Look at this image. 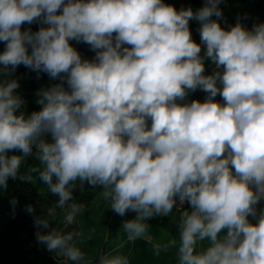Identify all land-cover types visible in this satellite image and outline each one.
I'll use <instances>...</instances> for the list:
<instances>
[{
  "label": "clouds",
  "instance_id": "1",
  "mask_svg": "<svg viewBox=\"0 0 264 264\" xmlns=\"http://www.w3.org/2000/svg\"><path fill=\"white\" fill-rule=\"evenodd\" d=\"M221 3L177 10L164 0H0V192L9 178L37 176L63 206L77 182L98 186L115 213H136L122 225L130 241L187 202L178 235L155 245L156 255L175 249L177 264H264V23L222 27ZM35 22L37 31L22 30ZM72 40L95 57L82 58ZM21 64L60 80L36 93L41 108L30 114L13 78ZM197 89L205 99L189 102ZM28 158L38 166L22 171ZM36 238L72 264H90L78 233L51 228ZM94 264L130 261L116 252Z\"/></svg>",
  "mask_w": 264,
  "mask_h": 264
},
{
  "label": "trees",
  "instance_id": "2",
  "mask_svg": "<svg viewBox=\"0 0 264 264\" xmlns=\"http://www.w3.org/2000/svg\"><path fill=\"white\" fill-rule=\"evenodd\" d=\"M165 3L173 5L177 10L191 7L197 10L204 6L205 0H164ZM223 12L220 20L222 27L228 28L234 25L239 18L241 22L249 29L255 23H264V0H222L219 5ZM42 25L35 22L31 25L25 24L22 30L31 28L33 32L37 31ZM192 38L195 42L200 43L199 27L200 23L196 20L189 22ZM73 47L81 54L84 59H93L95 52L89 45L75 40L70 41ZM5 45L0 42V51H3ZM211 67L207 66L205 61V73L210 71ZM13 78L19 80L20 87L17 92L25 101V113L30 114L32 111H39L41 105L36 103L37 90L47 81L53 80L55 84L60 83L57 79H51L47 73H37L24 65H19ZM67 88V84L64 85ZM21 155L18 151L9 152L8 155ZM28 165L38 166V162L28 158L22 171ZM101 188L93 187L87 183H76L73 191V198L65 205H58V197L49 192L47 185L42 184L37 176L33 177L31 183L21 182L19 179L9 178L7 189L0 192V264H37L40 253L45 252L49 255L46 264H61L64 256L50 252L46 247L37 241L36 233L50 231L51 228L67 233L73 232L79 234L77 220H63L58 224L60 213L69 205L76 202L82 206H89L95 201V197ZM15 199L16 205L11 201ZM32 205L34 213L26 211V206ZM133 212H127V220L133 218ZM49 222V228L38 227L35 218ZM114 227L109 226L108 234H112ZM102 255V254H100ZM100 255L90 259V264L99 258Z\"/></svg>",
  "mask_w": 264,
  "mask_h": 264
},
{
  "label": "rangeland",
  "instance_id": "3",
  "mask_svg": "<svg viewBox=\"0 0 264 264\" xmlns=\"http://www.w3.org/2000/svg\"><path fill=\"white\" fill-rule=\"evenodd\" d=\"M207 66L211 67L210 71L205 74H211L215 71V65L211 61H207ZM57 81H60L57 79ZM53 80L45 82L38 90L54 85ZM202 90L197 89L191 92L187 98L196 100L195 94ZM102 189L94 198L95 201L89 206H82L76 202L69 205L60 213L58 224L63 220H77L79 226L78 246L81 247L85 255L92 258L94 256L120 252L127 255L130 264H177L175 249L168 251L161 250L159 255L155 253V245L163 246L169 240L178 235V223L180 220V211L176 208L169 216H154L148 223L149 227L143 237L130 241L127 239V234L122 229L123 222L127 220V213L120 216L110 209V201H106L101 195ZM133 212V211H132ZM133 218L136 213L133 212ZM109 226H113V232L109 236ZM49 255L45 252L39 254L37 264H46ZM90 261V260H89ZM61 264H72L66 259Z\"/></svg>",
  "mask_w": 264,
  "mask_h": 264
},
{
  "label": "crops",
  "instance_id": "4",
  "mask_svg": "<svg viewBox=\"0 0 264 264\" xmlns=\"http://www.w3.org/2000/svg\"><path fill=\"white\" fill-rule=\"evenodd\" d=\"M206 95H207V94H206L204 91H201L200 93H196V94H195V97H196V100H200V101H202V100L206 97ZM216 99H217V100H221V97L218 95V96L216 97ZM189 207H190V206L188 205V203L185 202V203L182 205L181 209H179V208H176V209L179 210V211H180V214H181V212L183 211V209H189ZM258 207H260V208H264V200H262V201L260 202V205H258ZM89 255H90V254H89ZM89 255L86 256L88 260H90V259L92 258V257L89 256ZM66 259H67V258L64 257V259L61 260V262L63 263Z\"/></svg>",
  "mask_w": 264,
  "mask_h": 264
},
{
  "label": "built area",
  "instance_id": "5",
  "mask_svg": "<svg viewBox=\"0 0 264 264\" xmlns=\"http://www.w3.org/2000/svg\"><path fill=\"white\" fill-rule=\"evenodd\" d=\"M204 99H205V98H204ZM204 99H203V100H204ZM215 99H216V98H215ZM203 100H202V101H203ZM216 100H217V99H216ZM218 101H221V102H222V98H221V100H218ZM177 207H178V208H181V207H182V206L179 204V201L177 202Z\"/></svg>",
  "mask_w": 264,
  "mask_h": 264
}]
</instances>
